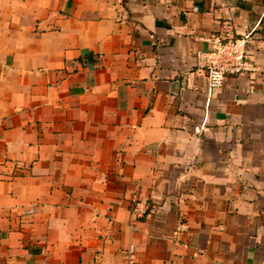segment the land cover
I'll list each match as a JSON object with an SVG mask.
<instances>
[{
  "label": "crops",
  "instance_id": "0c3cea01",
  "mask_svg": "<svg viewBox=\"0 0 264 264\" xmlns=\"http://www.w3.org/2000/svg\"><path fill=\"white\" fill-rule=\"evenodd\" d=\"M129 262L264 264V0H0V264Z\"/></svg>",
  "mask_w": 264,
  "mask_h": 264
},
{
  "label": "built area",
  "instance_id": "2783aa9c",
  "mask_svg": "<svg viewBox=\"0 0 264 264\" xmlns=\"http://www.w3.org/2000/svg\"><path fill=\"white\" fill-rule=\"evenodd\" d=\"M248 37L249 34H243L237 38L219 41L212 50L204 54L205 76L209 92L220 88L228 74H251L255 71V66L248 58L246 51ZM200 129L201 127H197L196 131ZM184 225L179 223V227ZM129 264L137 263L129 262Z\"/></svg>",
  "mask_w": 264,
  "mask_h": 264
}]
</instances>
